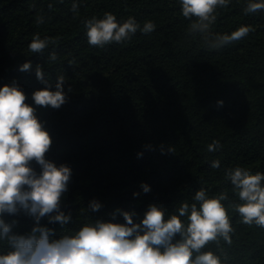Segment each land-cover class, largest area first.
<instances>
[{"label":"trees","instance_id":"obj_1","mask_svg":"<svg viewBox=\"0 0 264 264\" xmlns=\"http://www.w3.org/2000/svg\"><path fill=\"white\" fill-rule=\"evenodd\" d=\"M246 3L230 0L218 8L210 33L230 34L241 25L254 30L213 49L204 34L189 33L195 18L183 17L180 0H0V87L19 84L52 138L46 157L71 168L61 210L72 221L61 229L41 220L57 238L84 223L110 220L118 208L142 219L155 203L167 216L182 202L193 203L201 188L210 196L226 191V206L239 203L225 171L240 166L264 173V11L246 15ZM105 12L120 23L134 17L141 27L151 21L156 28L91 46L83 21L102 19ZM35 34L49 39L42 53L28 48ZM53 52L55 62L49 59ZM26 62L32 70L20 71ZM38 64L51 90L59 76L65 78L68 100L59 109L36 106L31 98L45 87L35 75ZM214 140L222 147L209 152ZM142 184L149 185L148 193ZM93 199L102 204L98 212L88 210ZM229 215L231 243L220 238L204 250L222 264H264V228L242 223L234 208ZM17 219L16 232L34 226L32 218ZM112 222L124 220L117 215ZM7 250L0 241V253Z\"/></svg>","mask_w":264,"mask_h":264},{"label":"clouds","instance_id":"obj_2","mask_svg":"<svg viewBox=\"0 0 264 264\" xmlns=\"http://www.w3.org/2000/svg\"><path fill=\"white\" fill-rule=\"evenodd\" d=\"M229 3L230 0H180L183 17L190 21L195 18L189 33L204 34L205 42L213 49L245 38L254 30L251 26L241 25L230 34L210 33L217 9ZM77 9L78 5L73 3L71 11ZM243 11L246 15L264 11V0H247ZM42 22L43 17H38L36 23ZM83 23L89 45L99 48L128 40L137 31L148 34L156 28L151 21L141 27L134 17L120 23L110 12H105L102 19L93 16ZM48 44V38L41 39L35 34L28 48L32 53H42ZM49 59L55 62L56 53H51ZM32 67L31 62H26L19 70L28 72ZM35 75L45 85L32 93L36 106L59 109L67 102L64 76L57 78L53 91L39 64L35 66ZM26 100L15 80L0 87V241L8 249L0 253V264H222L220 256L204 249L220 238L231 243L234 229L229 208H234L242 223L264 228V173L253 174L236 166L225 171V178L239 203L226 206L223 203L229 199L226 191L210 196L201 188L195 192L193 203L182 202L167 216V210L155 203L148 205L142 219H138L134 210L118 208L110 220L84 223L78 230L57 238L55 228L47 225L58 224L63 229L72 221L71 213L61 210V197L68 190L71 168L63 163L57 166L46 157L52 138L38 118L37 108ZM217 103L222 105L223 101ZM220 147L219 141L214 140L208 151ZM33 163L39 166V171ZM211 167L219 168L220 162L213 161ZM141 187L144 193L150 191L147 184ZM101 208L98 200L89 202L91 212ZM21 215L34 221L30 231L23 234L14 231L19 227L17 217ZM117 215L123 217L124 223L112 222ZM6 216L13 219L8 221ZM42 219L47 220V225L41 224Z\"/></svg>","mask_w":264,"mask_h":264}]
</instances>
